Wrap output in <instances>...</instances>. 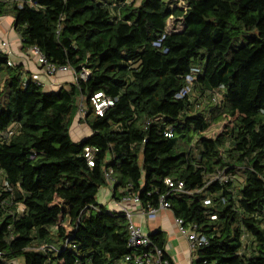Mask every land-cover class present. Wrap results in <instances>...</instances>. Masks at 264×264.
<instances>
[{"label":"trees","instance_id":"1","mask_svg":"<svg viewBox=\"0 0 264 264\" xmlns=\"http://www.w3.org/2000/svg\"><path fill=\"white\" fill-rule=\"evenodd\" d=\"M183 1L0 0L24 54L75 74L45 91L0 51V264H136L156 249L174 264L162 230L129 246L125 214L97 202L104 187L143 211L168 193L174 218L207 240L190 264H264V0ZM194 68L206 109L177 97ZM96 93L113 100L102 116ZM79 102L90 135L74 142ZM219 172L233 181H210Z\"/></svg>","mask_w":264,"mask_h":264},{"label":"built area","instance_id":"2","mask_svg":"<svg viewBox=\"0 0 264 264\" xmlns=\"http://www.w3.org/2000/svg\"><path fill=\"white\" fill-rule=\"evenodd\" d=\"M177 5H179V4H177ZM0 51L5 53L6 55H8L7 64L11 65L13 62L11 60V50H10L9 43L4 41V40H0ZM29 55H32L34 57L37 65H39V67L41 69H43L44 73H46L48 75H53L57 71H59V72L69 71V72L74 74V71L67 66L55 67V66L51 65L50 63H48L47 60L44 58V56L40 53V51L36 47L30 48ZM199 72H200V70L197 68H194L191 70L190 74L187 75L185 78V80L187 82V86L185 88H183L177 94V97H183L191 91L192 82H193L195 76ZM74 76H75V74H74ZM86 76H87L86 71H84L80 74L81 78H85ZM29 78L32 81H34L37 85L44 87V83L39 78L38 73H32ZM220 98H221V95L218 94L217 92L213 96L214 102L220 101ZM91 103H92L94 112L98 116H102L105 113V111L113 105V100H112V98L104 95L103 93H96L91 97ZM80 113L82 115L81 116V118H82L84 115V112L81 109H80ZM12 133H13V131L8 130L6 135L10 136ZM83 151H84V157L87 161L88 166H92L93 165V155H94L95 149L92 147H85ZM104 177H105V180L108 182V184H111L110 171H106L104 173ZM210 181H217L219 183H227V182H231L233 180H232V177L225 175L222 172H219L215 175H212L210 178ZM165 184L174 193L182 194V193L188 192V191H185L184 183L182 181H174L172 179H166ZM3 185L7 186L6 183H3ZM167 195H168V193L161 195L159 197V203H158L157 208H149L147 211H144V213L152 215V214H155L160 209H170L169 204L165 201V197ZM125 200L131 201L134 204L138 205V200L136 197L125 198ZM204 203L208 204L209 199H205ZM119 211H122L125 214V217L128 221V231H129L128 244H129V246L130 247H138V246L149 245L150 240H149L147 234L142 232V230L139 227L134 225L132 218H131L130 210L122 207V208H120ZM211 218L215 219V216L213 215V216H211ZM174 223L176 225L177 232L179 233V235L186 239V241L188 243V248H189V251L191 254H192V252H194V250L197 247L207 243L206 237L202 233L198 232L194 225L193 226H185L182 219H180V218H174ZM47 249L50 250V249H52V247L48 246V245H42L41 247H39V250H41V251H45ZM128 259H129V256H126L124 258V260H128ZM133 260L136 264H169V262L166 259H163L162 252L158 249L154 250L153 254L144 253L140 256H135L133 258ZM3 264H15V263H14V260H8V261H5Z\"/></svg>","mask_w":264,"mask_h":264},{"label":"crops","instance_id":"3","mask_svg":"<svg viewBox=\"0 0 264 264\" xmlns=\"http://www.w3.org/2000/svg\"><path fill=\"white\" fill-rule=\"evenodd\" d=\"M127 2L132 0H125ZM139 0L136 2V4ZM0 40L9 43L11 50V60L14 63H20L24 69V80L31 76L32 73H38L39 78L44 83L45 91H55L64 83L74 81L73 73L57 71L53 75L44 73L43 69L37 65L32 55L24 54L20 49V41L12 28V18L10 16L0 17ZM72 141L79 142L90 135L89 128L78 121L71 126ZM71 137V136H70ZM101 197H106L105 208L110 211H119L124 207L130 210L131 218L134 224L139 227L144 233H151L155 230H162L166 233L165 251L170 256L174 264H190L191 253L188 248V243L184 237H181L177 232L174 223V216L170 209H160L155 214L149 215L131 201L125 199L117 200L113 198L110 187H104L99 190ZM98 202V201H97ZM99 203V202H98ZM102 202L99 204H103Z\"/></svg>","mask_w":264,"mask_h":264},{"label":"rangeland","instance_id":"4","mask_svg":"<svg viewBox=\"0 0 264 264\" xmlns=\"http://www.w3.org/2000/svg\"><path fill=\"white\" fill-rule=\"evenodd\" d=\"M136 2L138 1V0H135ZM171 1V0H170ZM172 1H174L175 3H177V4H179V5H184V1L183 0H172ZM251 37V34H249V35H247L246 37H245V39H243V41L242 42H244L245 40H247V39H249ZM239 44H241V43H239ZM219 94V93H218ZM204 95V96H203ZM207 97L208 96H206V94H200V92L199 91H197V90H192L191 91V93L189 94V100H190V102H193V103H197L198 102V105L197 106H199V108H201V109H206V107H205V105H207L206 104V102H207ZM212 102H213V100H212ZM80 109H82V106H81V103L79 102V105H78V111H77V115H76V118H75V122L76 121H78L79 119H81V113H80ZM78 123L80 124V122L78 121ZM71 129V128H70ZM220 131V126H217V125H214V126H212L207 132H206V135L207 136H214L217 132H219ZM70 136H71V138H73L72 137V135H71V130H70ZM140 161H141V155H140ZM0 180H2V177H1V175H0ZM240 182H241V180L239 179L238 181H236V186H238L239 184H240ZM97 201L99 202V203H103V201H106V197H101L100 196V194H98L97 195ZM100 205H102V206H105V203H103V204H100ZM133 221V220H132ZM134 223V222H133ZM135 225V224H134ZM244 242H247L246 241V238L244 239ZM14 263L15 264H24L23 263V259L21 258V257H19V258H17V259H15L14 260ZM112 264H124V262L122 261V260H116V261H114Z\"/></svg>","mask_w":264,"mask_h":264}]
</instances>
